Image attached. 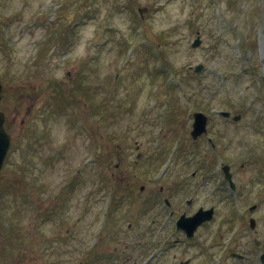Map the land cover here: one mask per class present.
Segmentation results:
<instances>
[{
    "label": "rangeland",
    "instance_id": "1",
    "mask_svg": "<svg viewBox=\"0 0 264 264\" xmlns=\"http://www.w3.org/2000/svg\"><path fill=\"white\" fill-rule=\"evenodd\" d=\"M0 78L12 137L0 177V264L13 244L47 264H94L103 206L110 222L99 245L136 254L148 243L142 193L154 204L160 184L181 212L214 206L190 242L200 260L226 258L218 245L230 236L246 252L240 213L253 203L264 237V0H0ZM225 109L241 119L214 113ZM196 110L211 117L213 158L206 137L188 136ZM179 133L178 149L190 154L167 165ZM219 159L233 166V194L216 191ZM159 163L164 174L153 180ZM197 163L207 166L192 177ZM139 184L151 194H137Z\"/></svg>",
    "mask_w": 264,
    "mask_h": 264
},
{
    "label": "flooded vegetation",
    "instance_id": "2",
    "mask_svg": "<svg viewBox=\"0 0 264 264\" xmlns=\"http://www.w3.org/2000/svg\"><path fill=\"white\" fill-rule=\"evenodd\" d=\"M221 176L223 178V172L221 171ZM139 189H142L139 187ZM163 191V190H162ZM174 196L172 194H167L163 197H157L155 200V206L157 208V216L156 219L153 220L151 226H146L145 228L148 230L145 232L147 234V244H144L143 247L137 251L136 254H131L128 256V245L118 251L117 247H113L111 242H106L104 244L98 245L96 244L93 254H94V264H127L129 260L132 259L131 255H133L134 259L129 264H213L211 262L212 258H217V256H213L215 254L209 253L206 255L204 260L199 259V253L193 256L191 253L190 242L193 240L199 230H202L203 225L199 226L192 234L187 235L184 230L179 229L175 226L176 218L179 214H192L194 212H185L180 211L176 208V204L173 202ZM192 202V199H189L188 203ZM162 220L163 225L158 226L161 221L158 222V219L164 218ZM250 214H247L243 217L242 223L248 224V218ZM165 222L168 225V234H164V224ZM250 235L246 233L244 229H242L245 233L241 235L239 238L246 248L245 253H240L235 251L234 246L238 245L237 243L230 242L232 237H228V242L223 241L222 244L218 245L220 247H224L223 253L227 254L226 258L218 260L216 264H264V237L259 240L257 238L258 230L256 228L250 229L246 226ZM228 234V233H227ZM241 234V231L239 235ZM170 235V236H168ZM259 235V234H258ZM247 238H249L247 240ZM243 239V240H242ZM245 240V241H244ZM253 242V244H252ZM203 242L197 243L199 248L201 249ZM258 248H262V250H257ZM243 249V248H240ZM239 249V250H240ZM228 253H225V251ZM199 251V249H198ZM171 254V259L169 262H165L164 258L167 254ZM202 253V252H201ZM259 253V254H258ZM213 254V255H212ZM235 259L232 261L231 259ZM16 263H28V264H46L43 260H34V259H25V258H17Z\"/></svg>",
    "mask_w": 264,
    "mask_h": 264
},
{
    "label": "water",
    "instance_id": "3",
    "mask_svg": "<svg viewBox=\"0 0 264 264\" xmlns=\"http://www.w3.org/2000/svg\"><path fill=\"white\" fill-rule=\"evenodd\" d=\"M199 43V39L197 38L193 45H197ZM201 68V65L196 66V70H199ZM197 116H200V114H196ZM4 115L3 112L0 111V167L2 164V159H4L5 153L7 151V148L9 146V134L5 131L4 128Z\"/></svg>",
    "mask_w": 264,
    "mask_h": 264
}]
</instances>
